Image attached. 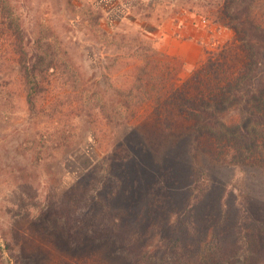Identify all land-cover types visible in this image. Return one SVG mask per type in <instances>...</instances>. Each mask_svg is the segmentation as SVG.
<instances>
[{
	"label": "rangeland",
	"instance_id": "obj_1",
	"mask_svg": "<svg viewBox=\"0 0 264 264\" xmlns=\"http://www.w3.org/2000/svg\"><path fill=\"white\" fill-rule=\"evenodd\" d=\"M1 6L47 60L32 90L0 33V264H264V115L243 101L218 113L258 143L259 155L242 163L179 137L188 123L175 106L122 102L141 98L127 89L142 44L176 56L181 81L211 54L239 69L254 51L262 85L264 0ZM131 113L146 118L122 126Z\"/></svg>",
	"mask_w": 264,
	"mask_h": 264
},
{
	"label": "trees",
	"instance_id": "obj_2",
	"mask_svg": "<svg viewBox=\"0 0 264 264\" xmlns=\"http://www.w3.org/2000/svg\"><path fill=\"white\" fill-rule=\"evenodd\" d=\"M0 25L3 28L0 33L11 41L24 83L34 90L38 84L36 65L46 61V56L33 52L30 37L6 6L0 8ZM141 47H144L142 65L135 70V83L127 89L128 94L138 91L141 98L133 103L123 100L128 109L156 111L173 105L181 113L180 118L188 123L179 137L193 135L192 142L196 146L212 144L220 152L227 150L232 160L238 159L242 163L259 155L258 143L244 133L242 125L230 128L218 117L219 112L242 101L250 114L264 115V83L256 84L258 78L254 74L260 68V58L254 51H249V59L239 69L227 64L226 54H211L192 70L189 78L181 81L179 74L183 64L176 56L156 50L151 45L142 44ZM136 116L131 113L123 117L121 125H138L146 118ZM106 118L110 122L115 121L111 116ZM213 258L208 264L223 263ZM58 264L82 263L62 259Z\"/></svg>",
	"mask_w": 264,
	"mask_h": 264
},
{
	"label": "crops",
	"instance_id": "obj_3",
	"mask_svg": "<svg viewBox=\"0 0 264 264\" xmlns=\"http://www.w3.org/2000/svg\"><path fill=\"white\" fill-rule=\"evenodd\" d=\"M169 52L172 54H181L182 53L181 51H177V49H175L174 46L169 47Z\"/></svg>",
	"mask_w": 264,
	"mask_h": 264
}]
</instances>
